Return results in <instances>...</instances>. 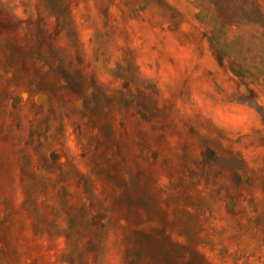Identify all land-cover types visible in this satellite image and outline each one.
Returning <instances> with one entry per match:
<instances>
[{"label": "rangeland", "instance_id": "1", "mask_svg": "<svg viewBox=\"0 0 264 264\" xmlns=\"http://www.w3.org/2000/svg\"><path fill=\"white\" fill-rule=\"evenodd\" d=\"M217 3L0 0V264H264V76Z\"/></svg>", "mask_w": 264, "mask_h": 264}, {"label": "trees", "instance_id": "2", "mask_svg": "<svg viewBox=\"0 0 264 264\" xmlns=\"http://www.w3.org/2000/svg\"><path fill=\"white\" fill-rule=\"evenodd\" d=\"M262 13L263 9L255 6L254 0L200 4L199 15L209 28L212 45L224 57L239 63L236 73L240 77L252 76L253 71L264 76V50L251 43L253 39L264 38Z\"/></svg>", "mask_w": 264, "mask_h": 264}]
</instances>
